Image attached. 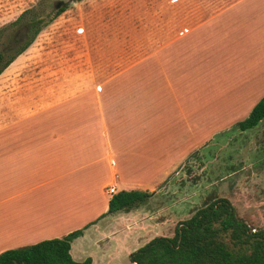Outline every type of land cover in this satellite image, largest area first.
Wrapping results in <instances>:
<instances>
[{
  "label": "rangeland",
  "instance_id": "obj_1",
  "mask_svg": "<svg viewBox=\"0 0 264 264\" xmlns=\"http://www.w3.org/2000/svg\"><path fill=\"white\" fill-rule=\"evenodd\" d=\"M56 1L0 0V49L7 45L12 23L20 13L28 11L27 17L35 18L48 12ZM200 3L78 0L43 25L0 73V92L7 83L4 76L10 80L17 70L22 99L39 100L47 91L58 89L65 92L58 100L66 110L80 106L96 110L104 105L109 107V118L115 116L114 106L131 99L147 112L148 102L159 101L171 90L188 95L184 97L185 115L200 110L197 116L204 125L189 132V151L185 142L175 143L178 129H157L163 131L161 139L172 140L166 151L173 160L167 166L162 162L164 146L158 145L157 137L154 168L162 175L151 176L150 182L146 176H138L140 184L130 183L131 188L151 192L150 197L128 213L119 212L118 221L108 217L101 223L105 235L116 233L113 243L118 239L131 252L153 237H171L178 222L215 198L227 199L250 228L264 227V118L245 130L237 125L259 100L256 95L261 82L264 95V61L263 74L241 66L244 60L251 64L261 59L263 17L241 15L244 11L211 16L209 12L227 3L216 2L207 12ZM181 7L188 16L184 11L179 16ZM180 26L191 28L183 39L175 33ZM174 38L173 47L163 45ZM244 46H249L248 53L243 54ZM154 48H158L156 54ZM164 51L173 57L160 63L164 66L158 65L156 58ZM171 67L178 70L170 73ZM214 68L217 73L210 72ZM196 92L198 95L192 96ZM68 116L61 113L60 120ZM84 246L83 250L97 254L103 249L88 240ZM76 247L74 243L73 252ZM127 262L128 254L119 251L112 264Z\"/></svg>",
  "mask_w": 264,
  "mask_h": 264
},
{
  "label": "crops",
  "instance_id": "obj_2",
  "mask_svg": "<svg viewBox=\"0 0 264 264\" xmlns=\"http://www.w3.org/2000/svg\"><path fill=\"white\" fill-rule=\"evenodd\" d=\"M200 1L204 9L214 7L216 2H220V5L227 3L209 12L211 16L225 12L240 15V11H244L241 15L263 17L264 32V0ZM60 3H66L64 7L73 5L70 0H60ZM183 11L188 16L182 7L179 16L184 15ZM26 25H12L7 41L17 33L25 35ZM190 30L189 27L180 26L175 31L176 37L183 39ZM175 41V38L167 40L163 45L173 47ZM7 45L0 51L13 49H7ZM248 47L244 46L243 54L248 53ZM154 49L153 54H156L158 48ZM263 54L264 42L260 61L249 64L244 60L241 66L263 74ZM181 55L186 57L185 51ZM168 57H173L168 51L159 54L156 58L158 65L168 63ZM237 66L239 64L234 66V70ZM217 69L210 72L217 73ZM168 70L171 73L178 68ZM181 70L182 67L179 72ZM16 71L10 75V80L4 76L7 83L2 85L0 92V252L45 239L60 238L73 230L82 229L81 235L70 243L71 258L82 261L88 257L90 264H112L119 251L125 254L131 251L122 247L118 239L112 242L115 232L109 235L102 232V221L108 217L115 221L119 219L116 217L119 212L103 215L109 197L121 189L139 190L130 185L134 182L140 184L136 178L138 176H146L150 182L151 176L162 175L154 168L157 137L158 145L164 146L162 162L167 166V162L170 164L173 160L170 151H166V144L172 140L161 139L163 131L157 132V129H178L175 143L185 142L188 151L191 150V145L188 146L191 141L188 139L189 132L204 125L201 117L197 116L200 110L190 116L185 115L187 105L184 97L188 95L174 90L165 92L159 101L148 102L147 112L135 104V99L114 106L115 116L110 118L106 115L109 107L104 105L96 110L81 106L77 110L73 107L66 110L58 100L60 94L65 92L58 89L47 91L39 100L22 99L17 87L20 78ZM259 87L256 96L262 97L263 82ZM197 95V92L192 94ZM61 113H68V119L60 120ZM109 187L113 188L112 193L107 192ZM87 240L93 246L103 248L100 254L83 250ZM101 240L103 244H99ZM74 243H77L75 252L72 250Z\"/></svg>",
  "mask_w": 264,
  "mask_h": 264
},
{
  "label": "trees",
  "instance_id": "obj_3",
  "mask_svg": "<svg viewBox=\"0 0 264 264\" xmlns=\"http://www.w3.org/2000/svg\"><path fill=\"white\" fill-rule=\"evenodd\" d=\"M64 6L45 18L27 17L22 12L12 25L27 24L22 42L10 51H0L1 71L34 39L40 28L58 15ZM264 118V95L253 105L247 117L238 122L240 130L255 126ZM151 193L142 190H118L111 194L103 215L129 212L143 204ZM82 229L60 238L0 252V264H90V258L75 261L69 254L71 241ZM125 264H264V227L250 228L237 217L227 199L215 198L178 222L171 237L156 236L128 254Z\"/></svg>",
  "mask_w": 264,
  "mask_h": 264
},
{
  "label": "flooded vegetation",
  "instance_id": "obj_4",
  "mask_svg": "<svg viewBox=\"0 0 264 264\" xmlns=\"http://www.w3.org/2000/svg\"><path fill=\"white\" fill-rule=\"evenodd\" d=\"M66 3H60V0L56 1L55 3L52 4V6L50 7V9L48 10V12L42 14V15H39L36 17L37 18H45L48 14H50L52 11H54L55 9L57 8H60L62 6H65ZM27 26V25H26ZM28 30V26L26 28V31H25V34ZM25 38V35L22 33V35L20 34V37H16V36H13L9 42H8V45L6 46L7 49H11V48H16L21 42H22V39Z\"/></svg>",
  "mask_w": 264,
  "mask_h": 264
},
{
  "label": "built area",
  "instance_id": "obj_5",
  "mask_svg": "<svg viewBox=\"0 0 264 264\" xmlns=\"http://www.w3.org/2000/svg\"><path fill=\"white\" fill-rule=\"evenodd\" d=\"M107 192H108V193H112V192H113V188H112V187H109V188L107 189Z\"/></svg>",
  "mask_w": 264,
  "mask_h": 264
},
{
  "label": "water",
  "instance_id": "obj_6",
  "mask_svg": "<svg viewBox=\"0 0 264 264\" xmlns=\"http://www.w3.org/2000/svg\"><path fill=\"white\" fill-rule=\"evenodd\" d=\"M69 1V0H68ZM76 2V0H70L71 4H74Z\"/></svg>",
  "mask_w": 264,
  "mask_h": 264
}]
</instances>
